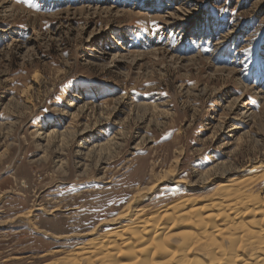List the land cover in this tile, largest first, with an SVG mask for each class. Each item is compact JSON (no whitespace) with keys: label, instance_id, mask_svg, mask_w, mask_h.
<instances>
[{"label":"rangeland","instance_id":"1","mask_svg":"<svg viewBox=\"0 0 264 264\" xmlns=\"http://www.w3.org/2000/svg\"><path fill=\"white\" fill-rule=\"evenodd\" d=\"M262 173L264 0H0V264Z\"/></svg>","mask_w":264,"mask_h":264},{"label":"bare ground","instance_id":"2","mask_svg":"<svg viewBox=\"0 0 264 264\" xmlns=\"http://www.w3.org/2000/svg\"><path fill=\"white\" fill-rule=\"evenodd\" d=\"M49 132L47 135L51 136ZM173 175L171 170H166L157 180L176 181ZM263 176L264 173L253 177ZM253 182L227 180L205 200L186 196L169 204L159 216L143 215L139 208L130 209L127 204L109 219L113 222L125 218L124 226L91 238L86 245L66 255L69 257H60L61 262L264 264V194L261 195L262 189L253 190ZM154 186L146 190L152 191Z\"/></svg>","mask_w":264,"mask_h":264}]
</instances>
